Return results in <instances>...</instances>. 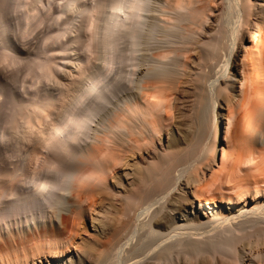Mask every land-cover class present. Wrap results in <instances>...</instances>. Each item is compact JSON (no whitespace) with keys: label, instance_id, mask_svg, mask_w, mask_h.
<instances>
[{"label":"bare ground","instance_id":"obj_1","mask_svg":"<svg viewBox=\"0 0 264 264\" xmlns=\"http://www.w3.org/2000/svg\"><path fill=\"white\" fill-rule=\"evenodd\" d=\"M251 6L249 0H0V63L15 68L0 73L8 76L2 77L5 83L0 80V97L5 98H0V264H22L24 258L27 264L29 254L48 258L74 246L75 236L63 230L79 225L85 211L101 207L98 196L113 190L108 178L128 153L135 161L132 180L118 192V203L103 195L121 211L105 207L109 220L105 217L102 226L112 220L116 226L90 264H245L247 253V263L264 264V12L257 16ZM231 10L236 19L230 25L226 15ZM73 14L77 16L71 19ZM247 25L255 28L250 34L254 44L242 49V98L232 105L234 97L227 94L236 75L231 70ZM35 33L41 37L37 51L32 47L34 56H18L17 48L16 57L29 60L24 66L16 57L14 62V45L23 47ZM142 50L150 56L141 58ZM194 57L198 62L191 66ZM181 83L193 89L192 107L210 101L212 93L206 92L216 88L212 109L222 95L229 107L223 115L228 150L205 185L200 180L204 175L193 176L205 172V160L210 166L199 155L203 146L197 152L200 136L198 148L192 144L196 137L188 144L174 138L177 142L169 141L163 150L153 146L169 125L170 97ZM201 107L191 109L193 118L189 111L198 123L206 120L209 105ZM216 111L215 120L222 112ZM218 131H213L210 146H204L208 158L217 153ZM151 143L154 151L148 150L144 160L143 147ZM185 174V184H195L200 204L217 198L245 206L224 209L204 222L196 208L198 218L192 221L199 224L170 228L169 215L162 211L183 186ZM114 175L121 177L118 171ZM249 196L253 204H247ZM66 209L71 214L61 215V228L54 218Z\"/></svg>","mask_w":264,"mask_h":264},{"label":"rangeland","instance_id":"obj_2","mask_svg":"<svg viewBox=\"0 0 264 264\" xmlns=\"http://www.w3.org/2000/svg\"><path fill=\"white\" fill-rule=\"evenodd\" d=\"M65 1H67V0H65ZM251 1V2H250ZM94 4V2H89V4H91V5H93ZM249 3H250V5H252L251 6V12H253L255 15H259L258 13L260 12V11H263L264 12V0H256V2H254L253 0H249ZM252 3V4H251ZM95 5V4H94ZM93 5V6H94ZM233 11L231 10L230 11V14H228L229 15V18L227 17V15H226V21H228L227 23H234V22H232V20L233 21H235V19H233V16L235 15V13L233 12ZM219 12L218 11H216V14H218ZM233 15V16H232ZM73 17H71V19H73L74 18V16L76 17L77 16V14H73L72 15ZM212 17H214V15L212 14L211 15ZM231 19V20H230ZM89 22V23H88ZM87 22V25L89 26L90 24V26H89V29H90V27L92 28V26H93V23H91L90 21H88ZM264 22V21H263ZM226 23V24H227ZM229 23V24H230ZM231 25V24H230ZM227 26H229V25H227ZM94 27V26H93ZM245 28V29H244ZM244 28H243V30L242 31H244V32H242V33H244L243 35V40H242V42H241V44H240V48H239V50H238V52L236 53V55H235V59H234V65H232L233 67H232V70H231V74H235L236 76L234 77V79H235V81H234V83H233V89H230V91L228 92V96H230L231 98L232 97H234L233 98V103H231L232 105L234 104V103H236L238 100H241V96H242V94L240 93L241 91H239L240 90V84H239V78H241L240 77V74H238V63H241V61H240V55H241V53H242V49H243V47L244 46H252L254 43H252V41H250L251 39H250V34H253V32L255 31V28H254V26H251L250 27V25L248 26L247 25V27L246 26H244ZM247 28H248V30H247ZM94 28H92V30H93ZM40 30H41V28H40ZM40 30H38V34L41 32ZM91 30V29H90ZM90 30H88V32L90 31ZM37 32V31H36ZM87 32V35L88 34H91L92 33V31H91V33H88ZM38 34H36L35 33V35L34 36H31L30 38H27V41H24L25 42V45H23V47H20L21 45L19 44V45H17V43L15 44V39L14 38H12V36H9V37H11L12 38V40H13V44H15L14 46H16V50H18L17 48H20L19 50H20V52H19V50L18 51H13L12 52V54L14 53V55L16 54L17 55V53L19 54L18 56H20L21 55V57H24L25 55L26 56H30L29 57V59L32 57V56H34L33 55V52H36L37 50L36 49H38V47H37V45H38V43L40 44V41L38 42V40H40V37L41 36H39ZM38 37V38H37ZM32 38H34L33 39V42L35 43H33L32 41V43L30 42V40H32ZM36 39H37V42H36ZM28 40H29V43L32 45H36V48L32 45V46H30V48L31 49H29V48H27L28 46H29V43H28ZM152 41H154L155 42V40H151V43L152 44H154ZM155 44H156V42H155ZM154 44V45H155ZM153 45V46H154ZM157 45V44H156ZM24 46H25V48H24ZM32 47L36 50V51H33L32 50ZM21 48H24V50L23 49H21ZM27 48V49H26ZM27 50V51H26ZM241 50V51H240ZM22 52V53H21ZM148 53H150V51L148 52ZM11 54V55H12ZM140 55V57L141 58H143L144 57V59L145 58H148L149 56H150V54L148 55L147 54V52L145 51H141L140 53H139ZM147 54V55H146ZM10 54H9V60L10 61H12L13 60V58L11 57V59H10V56H11ZM14 55H12L13 57H14V62L16 61V59L18 58V60L20 59V57H16V55L14 56ZM142 55V56H141ZM148 56V57H146V56ZM25 56V57H26ZM15 57H16V59H15ZM27 57V58H28ZM27 58H25V59H27ZM140 58V59H141ZM24 59V61H23V58H22V61L23 62H21V60H19V61H16V63L17 62H19V63H22V64H19V65H22V66H24L23 64H24V62H26V60ZM29 59H27V60H29ZM143 59V62H145L146 60H144ZM195 59V61H196V58L194 57L193 58V60ZM8 60V59H7ZM6 60V61H7ZM192 60V61H193ZM9 61V62H10ZM142 61V60H141ZM192 61L190 62L191 63V66H194L195 64L197 65V62L198 61H196L195 63H192ZM240 61V62H239ZM8 62V61H7ZM14 62H11L12 64L14 63ZM194 62V61H193ZM2 63H4V61L2 62ZM9 64V63H8ZM7 63H5L4 65L6 66L5 68H6V71L8 72V70L10 69V67H11V69H12V71L13 70H15V68L13 69V67L12 66H7L8 65ZM11 64V65H12ZM15 64V63H14ZM13 64V65H14ZM18 64H16V65H18ZM237 64V65H236ZM195 65V66H196ZM3 66V65H2ZM1 66V63H0V67H1V69L2 70H0V73H2V71H5L4 69V66L2 67ZM22 66H19V67H22ZM9 67V68H8ZM14 67H15V65H14ZM145 66H143V67H141V68H144ZM235 67H237V69L235 68ZM4 68V69H3ZM8 68V69H7ZM17 69H18V67H17ZM186 70V69H185ZM184 69L182 70V71H185ZM5 71V72H6ZM17 71V70H16ZM188 71V70H187ZM5 72H3V73H5ZM14 73H16V72H14ZM183 73H185V72H183ZM6 74V73H5ZM4 74V75H5ZM9 73H7V75H8ZM4 75L3 74H1L0 75V80L1 81H3L4 83H5V80H3L4 78H6V80H8V76H6L5 75V77H4ZM10 75H12V73L10 74ZM9 75V76H10ZM15 75V74H14ZM2 77H4V78H2ZM10 78H11V76H10ZM10 81V80H9ZM8 82V81H7ZM182 84V85H181ZM180 84V90H181V92H180V90L179 91H175V92H173V94L171 95L172 97H170L171 98V100H170V98H169V100L171 101H169V103H170V105L172 106L171 107V109L172 110H170V115L169 116H171L170 117V122L168 123L169 125L165 128V129H163V131H162V133H160V134H158V135H156V137H155V139H154V142H155V144H153V146L154 147H158L159 149H161V150H163V149H165V148H167V146H168V142L170 141V142H172V144H175L176 142H177V140L176 139H178V138H180V139H178V140H180V141H182L183 142V140L185 141V144H188V143H190V142H188V140L189 139H193L194 140V138H195V140H194V142L192 143V144H195V141L196 140H198L197 139V136H200V138L201 139H199L198 141H197V143L199 142V141H201V142H199V144L201 143V145L199 146V149L201 148V146H203V148H201L202 149V153H201V149L199 150V149H197L198 147H197V145L195 144V146L197 147H194V148H196L194 151L196 152H198V153H201V154H199L201 157H204V159H207V162H208V164L210 165V166H208V165H206L207 163H206V160H205V163L203 162V164L204 165H202L201 166V168L203 167V169H204V171L205 172H199L198 171V173H191L192 171V169H189L188 171L191 173V175H193V176H197V175H204V178H203V176H202V178L200 179V180H202V181H204L203 183H201V185H205L206 183H208V181L210 180V177H211V173H212V171L214 170V169H217L219 166L218 165H220V159H221V156H222V152H223V150H228V146H226V145H228V143H227V141H225V137H224V135H225V128H226V122H227V119L225 118L226 116H223V115H226L227 113H228V103H226V101H225V99H222L223 98V95L220 97V96H218V97H216L218 100V102L220 103H218L217 102V104H219V105H221V107L219 106V108H217L218 106H217V104H216V107H215V110L214 109H212L213 108V102H212V100H213V98H214V100H215V96H216V94H213V93H218V92H216L215 90H218V88H216L213 92L211 91V89H209L210 91H208V92H206V94L208 95V93L210 94V92L212 93V94H210L209 95V97L207 98V100L208 99H210V101H208V102H206V104H205V108H203V106H204V104H203V106L201 107L199 104H197L196 103V105L198 106V107H201V109L203 108L204 110L207 108V106L209 105V109H207V110H205V111H207V112H205L204 111V113H206L207 114V118H206V120L204 121V120H202L201 121V123H198V122H200V121H198V119H197V116L195 117L194 116V119L192 120L191 118H193V115L194 114H192L191 113V109L193 110V108H198L197 106H193L192 107V105H193V101H194V98L192 97L191 98V92L193 91V89L192 88H188V87H185V85L183 84V83H181ZM236 86V87H235ZM217 87V86H216ZM239 88V89H238ZM187 90V91H186ZM189 91H191V92H189ZM2 97V96H1ZM0 97V98H1ZM210 97H212V99L210 98ZM2 98H4V96L2 97ZM5 99V98H4ZM4 99H2L3 101H4ZM193 99V100H192ZM1 100V101H2ZM1 101H0V103H1ZM3 101H2V103H3ZM194 104H195V101H194ZM223 107V109H221ZM202 109V110H203ZM216 109H217V111H216ZM195 110V109H194ZM197 110V109H196ZM210 112H209V111ZM213 110V111H212ZM189 111H190V113L192 114V117L190 118L189 116H190V114H189ZM216 111V113H220L221 111V115L219 114V118L221 119V122L219 121L220 119L219 118H216V120H215V118L213 117L214 115H213V112H215ZM193 112V111H192ZM194 113V112H193ZM195 113H196V111H195ZM203 113V114H204ZM206 114H205V116H206ZM189 117V118H188ZM202 117H204L203 115H202ZM212 117L214 118L213 120V122H212ZM183 118V119H182ZM205 118V117H204ZM186 119V120H185ZM188 119H190V121H188ZM196 119V120H195ZM192 120V121H191ZM211 120V121H210ZM186 123H185V122ZM188 121V122H187ZM193 121H196L195 122V124L196 125H194L193 126ZM209 123H208V122ZM215 121H217V124H216V122ZM190 122H192V125H191V123ZM202 122H205V124L204 123H202ZM208 123V125H207V123ZM199 125H198V124ZM211 123V124H210ZM212 123H213V125H212ZM218 123H219V126H216V125H218ZM225 123V124H224ZM203 125V126H202ZM210 125H212L211 127H212V129H211V131H212V133H211V138H213V136H214V134L216 133V128H217V130L219 129V131H218V139H217V149H216V154L214 153V156L212 155V157L210 156V158L212 159V158H215V156H216V158L214 159V161L213 160H211L210 158H208V156L206 155V154H209L210 153V151L209 150H207L208 148V146H210V142L209 141H211V138L209 137L208 138V135L210 136V134H208V132H209V128H210ZM223 125V126H222ZM196 126V127H195ZM199 126H200V128H199ZM205 126H206V128H205ZM216 126V127H215ZM195 127V128H194ZM224 127V128H223ZM206 130H205V129ZM215 128V129H214ZM221 128H223V129H221ZM199 129V130H198ZM203 129H204V131H203ZM199 131V133H198V131ZM203 132V133H201V131ZM207 130H208V132H207ZM180 131V132H179ZM181 131H183V132H181ZM187 131V132H186ZM215 133H214V132ZM184 132H186V134H188L189 135V138H188V136H186V134L184 133ZM181 133V134H180ZM183 133L185 134V136H183ZM200 133H201V135H200ZM210 133V132H209ZM224 133V134H223ZM193 135V138H192V135ZM194 134H195V136H194ZM199 134V135H198ZM171 135H172V137H171ZM179 135H180V137H179ZM191 135V136H190ZM197 135V136H196ZM220 135H221V137H220ZM174 138H176V139H174ZM183 138V139H182ZM182 139V140H181ZM187 139V140H186ZM222 139V140H221ZM188 143H187V142ZM153 142V143H154ZM184 143V142H183ZM210 143V144H209ZM192 144H191V146H192ZM198 144V145H199ZM209 144V145H208ZM146 145V144H145ZM152 145V143L151 144H149V145H147V146H144L143 147V151H144V155H143V157L142 156H140V158L142 157V159H144V157H146L147 156V152H148V150H150V151H154V147L153 146H151ZM208 145V146H207ZM204 146H207V147H204ZM153 147V148H152ZM193 147V146H192ZM205 148V150H204V152H203V149ZM207 148V149H206ZM210 148V147H209ZM219 150V151H218ZM205 151H207V152H205ZM204 153H206V154H204ZM219 153V154H218ZM127 155V156H126ZM125 155V159L127 160H125L124 159V165L122 164V167L121 168H119L118 167V169L119 170H115V172L116 171H118V175H116L117 177L118 176H121L120 178H118V180H117V178L115 179L114 178V173L113 174H111L110 176H109V178H108V180H109V183H110V185H111V189H113L112 191H110V194H108V192H107V194H108V196H107V194L106 195H104L103 193H101V194H103L104 196H107L109 199H110V201L113 199V201H116L117 202V200L119 201V199H120V195H118V192H120L121 190L122 191H124L123 189L124 188H126V186L125 185H129V183H130V181L132 180V177H133V173H134V171H135V167H134V155L132 154V153H128V154H126ZM203 155V156H202ZM132 156V157H131ZM205 156H207V157H205ZM208 159H210V161L208 160ZM145 160V159H144ZM215 160H216V162H215ZM204 161V160H203ZM214 162L215 164H213V163H211V162ZM210 162V163H209ZM211 164H212V166H211ZM133 165V166H132ZM205 165H206V167H205ZM218 166V167H217ZM134 167V168H133ZM209 167V168H208ZM212 167H213V169H212ZM134 169V170H133ZM187 171V172H188ZM187 172H186V174H187ZM188 172V173H189ZM204 173V174H203ZM184 175V177L182 178V180H181V182H182V187H181V189L180 190H175V192H177V193H175L174 194V196H173V200H172V203H171V205L169 204V207L167 206V204H165L166 205V207L163 209V211L162 212H165V213H167L168 215H169V220H170V222L167 224L170 228H171V226L172 227H174V226H179V225H181V224H191L193 221L192 220H195V221H197L196 219L198 218L197 217V215H196V208H197V211H199V212H201V214L203 215V218H201V222H204V221H207L208 219L210 220V219H215L216 218V215H217V217L219 216L218 214H221L223 211H224V209H226L227 211L228 210H235V208L236 209H238V208H240V207H242V206H245V202H241V203H236V201H238V200H233L234 202L233 203H228V202H224V201H220V199H215V202H210L209 204L208 203H206V202H203V204H200V201L198 200V199H196L195 197H196V195H195V192H194V182L196 181V180H194V182H193V186H191L192 185V183L190 182V185L188 184V186H186V176L188 175ZM122 178V179H121ZM119 179H120V181H119ZM185 179V180H184ZM196 179H197V177H196ZM184 180V181H183ZM200 180H198L197 182H199ZM202 181H200V182H202ZM129 182V183H128ZM197 182H195L196 184H197ZM185 184V187H184V184ZM263 185V184H262ZM125 186V187H124ZM263 187H264V185H263ZM182 188H185V189H183L182 190ZM188 188V189H187ZM226 190V189H225ZM224 190V192L226 193V191H228V190H226L225 191ZM186 191V192H185ZM185 192V193H184ZM190 192V193H189ZM194 192V193H193ZM181 195V197L179 196V195ZM188 194V195H187ZM228 194H232L233 195V198H235L236 197V195L235 194H233L231 191L229 192H227V195ZM103 195H100V196H98V197H100L101 199H102V201H101V199L99 198V200L101 201V207L102 206H104V205H106V206H104V208H103V211L102 210H100V208L98 207V210L95 212H93L92 210L90 211H85L84 212V216L81 218V220H79L77 223H79L80 222V224L78 225H76L73 229H72V226H69L68 228H66L65 230H63L64 231V233L65 234H67V236L68 235H70V234H72V236L75 238V245L74 246H70L69 245V250L67 249H65V251H64V248H63V254H62V252L61 251H57V252H54L53 254V256L51 255V257H50V255L48 256V258H46V257H43V256H41V258H39V257H37L36 255H34V253H32V254H29L28 256H30V258H29V260L30 261H28V263L27 264H90L89 263V261L92 259V256H94L97 252H99V251H97V249L99 248V250L100 249H102V247L100 246V245H104V243L105 242H107V241H105L106 239H105V235H106V233L107 232H109V231H111L112 230V228L111 227H114V226H116V221L114 222V220H110L111 222L109 223V221H108V223H109V225L107 226H102V224L105 222L106 223V221H107V219L109 218V217H106L107 215H105V213H104V211H107V210H105L106 208L109 210V209H111L112 207L109 205V200H108V198H104V196ZM206 195H208V197H210V194H206ZM235 195V196H234ZM103 196V197H102ZM185 196V197H184ZM219 196V195H218ZM217 196V197H218ZM175 197V198H174ZM177 197V198H176ZM183 197V198H182ZM105 200H104V199ZM182 198V199H181ZM252 198L253 197H251L250 198V196L248 197V202H247V204L248 203H251V204H253L254 203V201H252ZM177 199H179L178 201H177ZM236 199V198H235ZM211 200V199H210ZM219 200V201H218ZM99 201V202H100ZM184 202H186V203H184ZM188 202V203H187ZM118 203V202H117ZM181 205H180V204ZM184 203V205H182ZM204 203H206V204H204ZM213 203H215V204H213ZM86 202L84 201L83 203H82V205L84 206V208H86L87 206H86ZM103 204V205H102ZM202 205V206H201ZM205 205V206H204ZM216 205V206H215ZM61 206H63V205H61ZM86 206V207H85ZM108 206H109V208H108ZM183 206V207H182ZM106 207V208H105ZM111 207V208H110ZM120 207V205H117V207H115V208H112L110 211H112V213H116L117 211L119 212V211H121L120 209H121V207ZM181 207V208H180ZM185 207V208H184ZM119 208V209H118ZM174 208V209H173ZM234 208V209H233ZM87 209V208H86ZM116 209V210H115ZM182 209V210H181ZM175 210V211H174ZM225 210V211H226ZM219 211V212H218ZM220 211H221V213H220ZM117 212V213H118ZM64 214H67V215H70L71 214V211L70 210H68V209H66V210H61V213H60V211H59V213L57 214V216H56V218H54V222H55V225H57V226H59V227H61L62 228V225H61V215H64ZM104 214V215H103ZM160 215V214H159ZM109 216V215H108ZM208 216V217H207ZM107 219H106V218ZM160 216H157V218H159ZM210 217V218H209ZM104 219H106V220H104ZM148 219V218H147ZM146 219V220H147ZM207 219V220H206ZM109 220V219H108ZM208 220V221H209ZM148 221V220H147ZM194 221V222H195ZM193 222V223H194ZM196 223V222H195ZM194 223V224H195ZM100 224V225H99ZM111 224H112V226H111ZM115 224V225H114ZM196 224H199V222H197ZM41 225H43V224H41ZM94 225H96L97 227H95ZM114 225V226H113ZM118 225V224H117ZM40 227V226H39ZM33 228H34V226H33ZM110 228V229H109ZM147 228V227H146ZM103 229H104V233H103ZM27 230H28V228H27ZM109 230V231H108ZM74 233H73V232ZM71 236V235H70ZM38 241V240H37ZM243 242V241H242ZM241 242V243H242ZM245 242V241H244ZM244 242H243V246L245 247V244H244ZM34 243H35V241H34ZM89 243V244H88ZM97 243V244H96ZM241 243L238 245V248H239V250L241 251V248H240V246L243 248V246L241 245ZM91 244H93V245H91ZM88 245V246H87ZM96 245H97V248H96ZM99 245V246H98ZM264 245V244H263ZM262 245V247L264 248V246ZM93 246V247H92ZM91 247V248H90ZM66 248V247H65ZM246 249L248 248V247H245ZM245 248H243V249H245ZM94 249H96V250H94ZM246 251V250H245ZM244 250H243V252H245ZM249 251V249H247V251L245 252V253H247ZM94 254V255H93ZM250 254V253H249ZM54 256H57V257H54ZM90 258V259H89ZM248 258V253H247V257H246V259ZM252 257H250L249 258V260L251 259ZM23 259V258H22ZM246 259H245V264H250L249 262L247 263V261H246ZM24 260H25V258H24ZM24 260H21V263L22 264H24L23 262H26V261H24ZM112 262H115V261H112ZM112 262H109V264H112ZM18 264H20V262L18 263ZM106 264H108V263H106ZM114 264V263H113ZM183 264H186L185 262H184V260H183Z\"/></svg>","mask_w":264,"mask_h":264}]
</instances>
